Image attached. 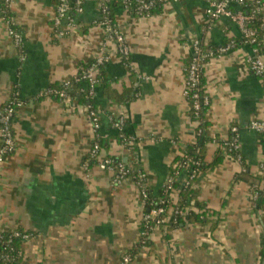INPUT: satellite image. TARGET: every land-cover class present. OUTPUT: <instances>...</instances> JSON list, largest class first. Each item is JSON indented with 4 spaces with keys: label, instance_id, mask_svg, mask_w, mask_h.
<instances>
[{
    "label": "crops",
    "instance_id": "1",
    "mask_svg": "<svg viewBox=\"0 0 264 264\" xmlns=\"http://www.w3.org/2000/svg\"><path fill=\"white\" fill-rule=\"evenodd\" d=\"M258 1L264 14V0ZM55 3L12 0L9 14L21 46L9 35L0 7V105L11 96L19 103L12 121L16 147L0 165V230L32 233L20 244L23 263L123 264L131 254L128 264H264V197L256 212L252 193L264 150L259 136L246 128L249 121L264 119V86L249 68V45L203 66L210 97L205 135L225 140L230 127L237 126L239 151L248 166L240 174L242 164L228 159L199 173L193 182L196 199L212 212L203 223L145 230V207L134 182L114 183L101 161L107 154L134 172L143 171L157 195L174 157L193 141L199 126L183 94L192 42L216 48L239 38L238 26L224 17L210 22L204 0L169 1L160 12L142 17L114 5L115 23L129 51L123 59L96 22V0H83V12L73 14L75 26L62 36L52 32ZM102 46L113 54L98 74L93 98L103 156L89 164L94 136L87 103L78 101L87 84L77 77ZM64 81L71 86L66 97L47 93ZM120 116L133 149L116 141L111 119ZM217 148L215 142L206 145L207 162ZM184 178L180 173L177 181ZM169 194L175 205L178 193ZM140 238L145 243L136 249Z\"/></svg>",
    "mask_w": 264,
    "mask_h": 264
},
{
    "label": "built area",
    "instance_id": "2",
    "mask_svg": "<svg viewBox=\"0 0 264 264\" xmlns=\"http://www.w3.org/2000/svg\"><path fill=\"white\" fill-rule=\"evenodd\" d=\"M55 15L52 20V32L54 36L68 35L71 32V28L75 26L73 20L74 13L83 12V0H55ZM99 6L100 17L99 22L106 33L107 37L110 40L115 42L116 50L119 56L123 59L128 58V47L125 43L124 36L118 30L115 22L112 23L108 15V6L105 0H96ZM124 8L130 9L134 8L135 13L139 16H149L148 14L143 13L149 10L156 0L144 1V0H119ZM158 1H177V0H158ZM206 2L205 13L210 22H214L224 17L232 21L240 30V39L243 45H249L252 52V57L248 58V64L251 72L262 80L264 86V55L259 53L258 48L252 47V43L255 42L256 37L254 31L247 26L250 21V16L244 13L242 10H233L231 9V4L235 3L238 6L245 5V0H204ZM258 1V0H257ZM4 5V15L6 18V24L8 26V33L12 37L13 42L16 46H21L22 36L13 28L12 16L9 14V7L12 0H2ZM259 2V1H258ZM192 51L193 55L190 59L188 65L184 67V89L183 94L185 98L187 95H190V98L193 103V108L199 110L202 105L210 104V97L207 94L200 95L198 91V85L200 82V76L202 73V62L205 58H214L223 56L230 50H233L237 47L235 38L228 40L223 45L211 49L208 51L202 50L200 43L198 41L192 42ZM113 54L109 51L103 50V46L99 54L93 58V61L79 73L77 81L81 80L87 84V97L93 99L96 93V87L99 83L98 74L103 65H105L111 58ZM69 81H64V86H69ZM47 93H56L60 97H66V92L64 90L56 91L55 89H48ZM19 103L14 100H8V103L5 107L0 109V165L4 159L13 153L15 150L16 144L14 139V133L12 128V121L16 113V107ZM88 119L91 123V130L94 136V142L92 144L91 150L89 152L90 158L98 159L102 155V148L99 144V129L100 121L98 117V112L95 108H92L89 104L85 105ZM207 112H205L204 119L197 120L199 126H197L198 134L205 135V130L207 126L205 121H207ZM112 120V126L117 130V134L126 141V145L130 149H133L134 141L127 139L123 134V125L124 118L123 116L117 117ZM246 128L255 132L258 136H263L264 139V119H253L246 124ZM231 137L225 140H222L224 144L228 147V152L230 151H239L238 143V128L233 125L230 127ZM213 139L212 142L217 144V136L214 133H210L208 136ZM221 140V139H220ZM124 145V144H122ZM264 147V144H263ZM240 152V151H239ZM241 154V153H240ZM240 154L236 156L235 159L240 162ZM102 165L108 168L113 173L114 183H122L127 179H130L134 182L136 187V192L138 200L145 207L146 200L148 199V187L146 184V175L143 171H139L136 174L130 173V170L126 167L125 163L118 162L114 164L113 159L109 155H104ZM87 164V163H86ZM241 164V163H240ZM185 163L178 164L175 170V174L168 176L166 183L164 184V190L169 194L174 186V183L177 181L178 176L180 175L179 169L184 168ZM259 169L264 171V155L262 161L259 163ZM242 167V171H243ZM194 174L190 175V178H193ZM183 184H188L186 178ZM187 211L181 210L174 204H171L165 199H159L156 201H151L147 210L143 211L142 214V225L145 230H148L152 227L168 225L170 221H175L177 217L185 218ZM32 236L31 232L22 230V229H13L10 231L0 230V264H12L16 258L22 256V251L20 247L14 246V240L19 239L22 242L30 239ZM143 237V236H142ZM145 243V240L142 239V244ZM130 261V255H125L123 257V264H128Z\"/></svg>",
    "mask_w": 264,
    "mask_h": 264
},
{
    "label": "trees",
    "instance_id": "3",
    "mask_svg": "<svg viewBox=\"0 0 264 264\" xmlns=\"http://www.w3.org/2000/svg\"><path fill=\"white\" fill-rule=\"evenodd\" d=\"M106 4L108 6V17L110 18V20L113 22H115V18H114V14H113V9L112 6L114 5H122L120 3L119 0H105ZM135 1V0H133ZM144 1H150V0H144ZM165 1H158L156 0V2L154 3V6H152L149 10L145 11L143 13V15L148 14L151 15L153 13H158L161 11L163 5L165 4ZM0 7L2 9V11H4V5L2 0L0 1ZM231 9L233 10H242L244 13H246L247 15H249L250 21L248 22L247 26L249 28H251L254 33H255V37L256 40L254 43H252V47H256L259 50L260 54L264 55V14L261 12V3L260 1L258 2L257 0H245V5H241L238 6V9L233 8L232 6H230ZM129 10L133 11V13L135 12L134 8H130ZM136 14V13H135ZM138 15V14H136ZM98 21V19H97ZM105 37H107L106 33H104ZM236 40V44L237 47L243 45L241 42L240 38H235ZM200 47L202 48V50L204 51H208L211 49H215V47L212 48H208V47H203L202 44H200ZM210 58H205L202 62V65L204 66V64L209 60ZM93 61V59H90L87 63H85L83 65L84 68H86L91 62ZM190 62V60H189ZM189 62L186 63V65L189 64ZM83 68V69H84ZM82 71V69L80 70V72ZM71 87V86H70ZM70 87H65L64 84L58 83L55 85L50 86L51 89H55L56 91H61L64 90L66 93L68 92V89ZM76 86H72V89L75 88ZM198 91L199 94L202 96L204 94H207L206 91V87H205V82H204V78H203V67H202V73L200 76V82L198 85ZM53 97H57L59 98L58 94L56 93H50ZM121 100L122 97H119ZM10 100H14L16 102H18V99L15 96H11L9 98ZM8 99V100H9ZM8 100L5 101L4 103H2L0 105V109L5 107L6 104L8 103ZM186 100L188 101L189 104V113H190V117L192 118V120H200V119H204L205 117V112H207L209 110V105H202L201 108L199 110H195L193 108V103L192 100L190 98V95L186 97ZM78 101L81 103H87L89 104L92 108H95V105L93 103V99L88 98L87 97V93L86 90L80 92V95L78 96ZM17 110V107H16ZM206 123H208V121H205ZM124 136L129 139V140H133L131 138V136H127L124 132H123ZM260 139V144L263 147L264 144V139L263 136H259ZM116 141L118 144L124 146V147H129L128 145H126V141L123 140V136L120 137L118 134L116 135ZM134 141V140H133ZM213 139L203 135V134H198V131L196 130L195 132V137L193 139L192 142L186 144L178 153L177 155L174 157L173 161H172V166L170 167V172H169V176L174 175L175 170L177 168H175L178 164H182L185 163L186 166H184V168H180L179 172L182 174H185V178L182 181H176L174 183V186L171 190V192H177L178 193V201L175 204L177 207H179L181 210L183 211H187V214L185 216V218L183 217H177L175 221H170L168 223V227H174V226H178L180 223L184 222V221H189V222H196V223H203L204 219H207V217L209 215H212V212L209 211L208 208H206L203 204H200V202L196 199V189H195V185L193 184L194 180L196 179V177L199 175L200 172L202 171H208L213 169L215 166L220 165L221 163H223L224 160H228L231 158H236V156L238 154H240V152H235V151H230L228 152V147L224 144V142L222 140H217V145L218 148L216 150L215 156L213 158V160L211 162H207L205 159V149H206V145L209 142H212ZM99 144L100 147L102 144V141L99 140ZM106 147V146H104ZM133 148H135V144L133 145ZM264 150V147H263ZM111 156V155H109ZM241 156V154H240ZM113 159L114 164H117L118 162H123L120 159H115L114 156H111ZM89 160V164L95 163L97 162V159L95 158H90L88 156ZM124 163V162H123ZM240 163L242 164L243 167V171H241L240 174H245L248 171V166L246 165V163L244 162L242 156L240 158ZM126 167L130 170V173L132 174H136L137 172L132 171L129 168V165H127L125 163ZM175 165V167H173ZM194 174L193 178H190L191 174ZM188 180V184H183L185 182V180ZM257 178H258V182L252 185V193L255 195L256 197V212L258 211V209L261 207L262 203H263V197H264V171L262 169H259V172L257 174ZM146 190L148 191V199L146 200V205H145V210H147V208L149 207V203L153 200H159V199H165L167 201H170V194H168L165 190L164 187H162L159 191L157 195L152 194V191L149 187L146 188ZM193 208H196V211L193 210ZM142 239L140 238V240L138 241V243L136 244V249L138 247H140L142 244ZM22 243L21 240L19 239H15L14 240V246L15 247H20V244ZM262 244L264 245V235L262 236ZM263 257H264V250L262 252ZM131 255V254H130ZM12 264H24L23 263V257H18L16 258V260H14V262H12Z\"/></svg>",
    "mask_w": 264,
    "mask_h": 264
}]
</instances>
